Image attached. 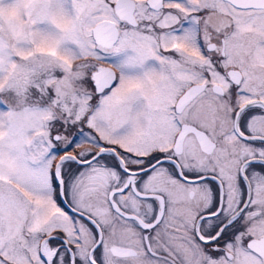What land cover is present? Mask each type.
I'll return each mask as SVG.
<instances>
[{
	"label": "snow or ice",
	"instance_id": "snow-or-ice-1",
	"mask_svg": "<svg viewBox=\"0 0 264 264\" xmlns=\"http://www.w3.org/2000/svg\"><path fill=\"white\" fill-rule=\"evenodd\" d=\"M0 264H264V0H0Z\"/></svg>",
	"mask_w": 264,
	"mask_h": 264
},
{
	"label": "rangeland",
	"instance_id": "rangeland-1",
	"mask_svg": "<svg viewBox=\"0 0 264 264\" xmlns=\"http://www.w3.org/2000/svg\"><path fill=\"white\" fill-rule=\"evenodd\" d=\"M9 19H13V20L17 19L16 13L15 12L10 13L9 14Z\"/></svg>",
	"mask_w": 264,
	"mask_h": 264
}]
</instances>
